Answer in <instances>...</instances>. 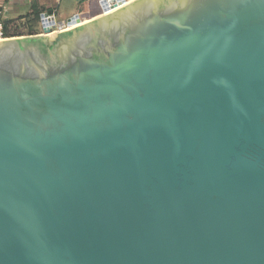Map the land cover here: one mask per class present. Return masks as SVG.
<instances>
[{
	"label": "water",
	"instance_id": "1",
	"mask_svg": "<svg viewBox=\"0 0 264 264\" xmlns=\"http://www.w3.org/2000/svg\"><path fill=\"white\" fill-rule=\"evenodd\" d=\"M51 30L0 39V264H264V0Z\"/></svg>",
	"mask_w": 264,
	"mask_h": 264
},
{
	"label": "rangeland",
	"instance_id": "2",
	"mask_svg": "<svg viewBox=\"0 0 264 264\" xmlns=\"http://www.w3.org/2000/svg\"><path fill=\"white\" fill-rule=\"evenodd\" d=\"M53 2L57 5V20L64 21L67 17L76 13L79 14L82 19L87 17L88 6L86 4L82 5L77 2V0H28V3L18 5L17 9L12 10L10 15L7 13L9 17L7 18L6 25L10 34L9 36L27 35L30 34V32H33L31 34L39 33L40 14L48 10V8L56 9L51 6ZM91 2H93V0ZM30 25L33 26L32 30L29 29Z\"/></svg>",
	"mask_w": 264,
	"mask_h": 264
},
{
	"label": "built area",
	"instance_id": "3",
	"mask_svg": "<svg viewBox=\"0 0 264 264\" xmlns=\"http://www.w3.org/2000/svg\"><path fill=\"white\" fill-rule=\"evenodd\" d=\"M10 0H0V39L5 38L4 36V24H5V18L8 16V2ZM99 5L101 7V10L104 11L106 7L111 6L112 3L115 2V0H99ZM78 15L79 14H74ZM73 15V16H74ZM40 22V32H43L44 27H51V32L54 30H58L64 28L66 25H68L67 20L65 19L64 21L57 20V10L56 9H51V11L45 10L40 14L39 18ZM63 22V23H61ZM39 32V33H40Z\"/></svg>",
	"mask_w": 264,
	"mask_h": 264
},
{
	"label": "crops",
	"instance_id": "4",
	"mask_svg": "<svg viewBox=\"0 0 264 264\" xmlns=\"http://www.w3.org/2000/svg\"><path fill=\"white\" fill-rule=\"evenodd\" d=\"M91 1L92 0H77V2L81 3L82 5L86 4L88 6L86 18L96 16L101 12V7L98 4V0H93V2ZM10 2L14 3L18 7V5H21L23 3H28V0H10L8 4ZM51 6H53L57 10V5L54 2L51 4Z\"/></svg>",
	"mask_w": 264,
	"mask_h": 264
},
{
	"label": "bare ground",
	"instance_id": "5",
	"mask_svg": "<svg viewBox=\"0 0 264 264\" xmlns=\"http://www.w3.org/2000/svg\"><path fill=\"white\" fill-rule=\"evenodd\" d=\"M129 1H130V0H115V2L111 4V6L106 7L105 10H104V11L101 10V12H102V13H108V12H111V11H113L114 9H116L117 7H120L121 5H124V4H126L127 2H129ZM101 12H100V13H101ZM93 17H95V16H93ZM91 18H92V17H89V18H83V19H82V18H79V22L69 23L68 25H66L64 28H62V29H60V30L69 29V28H71V27H74V26H76V25H79V24H81V23L86 22V21H88V20L91 19ZM56 31H59V30H54V31L50 32V34L53 33V32H56Z\"/></svg>",
	"mask_w": 264,
	"mask_h": 264
},
{
	"label": "trees",
	"instance_id": "6",
	"mask_svg": "<svg viewBox=\"0 0 264 264\" xmlns=\"http://www.w3.org/2000/svg\"><path fill=\"white\" fill-rule=\"evenodd\" d=\"M8 15H10L11 13H12V10H16L17 9V6L14 4V3H9L8 4ZM48 11H51V9H48ZM17 13V12H16ZM35 14H36V11H35ZM9 16H7L6 18H5V24H4V36H9L10 34H9V31H8V28H7V25H6V21H7V18H8ZM32 25H30V28L29 29H31L32 30ZM30 30V31H31ZM31 33H33V32H30V34Z\"/></svg>",
	"mask_w": 264,
	"mask_h": 264
}]
</instances>
